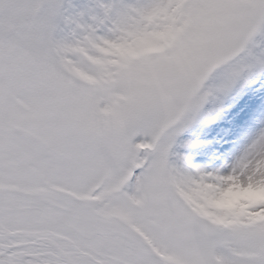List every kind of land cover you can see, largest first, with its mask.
<instances>
[{
	"label": "snow or ice",
	"instance_id": "1",
	"mask_svg": "<svg viewBox=\"0 0 264 264\" xmlns=\"http://www.w3.org/2000/svg\"><path fill=\"white\" fill-rule=\"evenodd\" d=\"M74 7L0 0V264H264V119L180 141L264 68V0Z\"/></svg>",
	"mask_w": 264,
	"mask_h": 264
},
{
	"label": "rangeland",
	"instance_id": "2",
	"mask_svg": "<svg viewBox=\"0 0 264 264\" xmlns=\"http://www.w3.org/2000/svg\"><path fill=\"white\" fill-rule=\"evenodd\" d=\"M111 3L112 0H104ZM73 10L95 6L96 0H69ZM264 46V26L248 47L254 51ZM219 83L217 75L206 87ZM264 119V68L246 72L227 92H213L180 141H192L191 152L197 159H212L241 149L258 121Z\"/></svg>",
	"mask_w": 264,
	"mask_h": 264
}]
</instances>
